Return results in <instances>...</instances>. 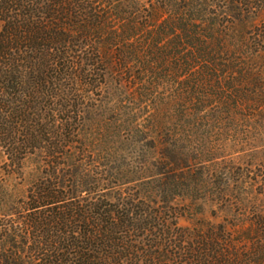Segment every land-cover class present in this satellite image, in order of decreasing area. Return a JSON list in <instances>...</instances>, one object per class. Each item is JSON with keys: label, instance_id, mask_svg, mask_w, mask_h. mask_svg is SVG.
<instances>
[{"label": "trees", "instance_id": "trees-1", "mask_svg": "<svg viewBox=\"0 0 264 264\" xmlns=\"http://www.w3.org/2000/svg\"><path fill=\"white\" fill-rule=\"evenodd\" d=\"M232 152L264 154V0H0V264H264Z\"/></svg>", "mask_w": 264, "mask_h": 264}, {"label": "rangeland", "instance_id": "rangeland-1", "mask_svg": "<svg viewBox=\"0 0 264 264\" xmlns=\"http://www.w3.org/2000/svg\"><path fill=\"white\" fill-rule=\"evenodd\" d=\"M240 137H243V133H241ZM233 154L230 156V158L234 161V163L236 164V166H241L243 168V173L246 172L248 169L252 171L251 173V178H255L256 176L258 175H261V169L259 166L260 164V161L262 160V162L264 161V154H260L258 156V159H256L254 161L255 165L253 166H249V163H248V160L246 161L245 158H244V153H239V152H232ZM5 158H3L1 155H0V182L2 180H7L9 179V177L6 175V172H5V167H3L4 165V162H5ZM253 164V163H252ZM26 177H27V180H31L32 176L36 175V169L35 167L33 166H29L28 169L26 170ZM30 174H32V176H30ZM245 174V173H244ZM255 176V177H254ZM244 178V177H243ZM250 178V179H251ZM249 178L247 179H243L244 183L246 181H250ZM260 180L262 179L261 177L259 178ZM18 182V181H16ZM9 183L11 184L12 181H10L9 179ZM14 183V181H13ZM246 184V183H245ZM247 186H250V183H247L246 184ZM225 215V214H223ZM182 224L184 225H188L189 223L187 221H182Z\"/></svg>", "mask_w": 264, "mask_h": 264}]
</instances>
